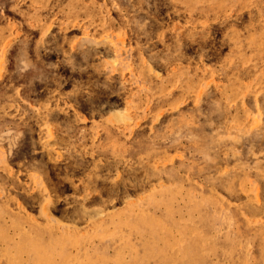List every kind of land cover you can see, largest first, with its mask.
Masks as SVG:
<instances>
[{
  "label": "rangeland",
  "instance_id": "374dc122",
  "mask_svg": "<svg viewBox=\"0 0 264 264\" xmlns=\"http://www.w3.org/2000/svg\"><path fill=\"white\" fill-rule=\"evenodd\" d=\"M0 264H264V0H0Z\"/></svg>",
  "mask_w": 264,
  "mask_h": 264
}]
</instances>
